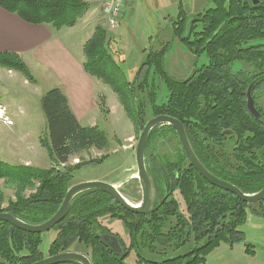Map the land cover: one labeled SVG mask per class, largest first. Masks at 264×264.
I'll list each match as a JSON object with an SVG mask.
<instances>
[{
	"label": "trees",
	"instance_id": "16d2710c",
	"mask_svg": "<svg viewBox=\"0 0 264 264\" xmlns=\"http://www.w3.org/2000/svg\"><path fill=\"white\" fill-rule=\"evenodd\" d=\"M211 2L209 9L191 20L188 35L183 33L188 20L183 7H180L174 26L175 36L196 53V57L202 54L207 57L206 63L195 70L191 79H174L165 69V57L170 49L168 42L159 50L153 47L144 50L143 61L131 80L121 67L122 61H117L111 53L110 38L102 25L96 27L84 46L87 58L84 67L112 87L128 114L142 129L151 117L159 114L179 119L206 168L244 192L253 193L264 187V108L258 105L257 97V91L264 86V0L258 4L253 0ZM0 6L28 22L48 24L56 30L74 26L90 8L89 2L83 0H0ZM243 64L251 70L244 69ZM0 66L20 71L27 80L36 81L26 63L14 53H0ZM157 79L166 85L162 101H158ZM251 84L260 118L247 107V90ZM41 104L45 131L40 142L55 164H67L71 157L80 159L82 153L91 148L109 149L110 139L105 129L98 124L83 125L62 89L48 90ZM160 127L178 138L171 125ZM156 131L158 126L150 133L146 154ZM178 144L181 147L180 141ZM180 149L178 158L173 161L152 156L150 159L155 168L147 159L146 163L156 183L179 192L183 214L176 196L151 214L134 215L122 208L109 193L100 189L87 190L74 197L63 220L53 228L57 235L48 254L74 251L77 243H83L91 249L90 255L83 254L92 264H129L125 257L120 259L101 240L100 232L109 231L101 223L105 216L125 219L132 246L137 247L139 253L137 264H199L222 241L241 240L243 232L239 228L246 223L248 210L264 215V199L245 202L210 184L188 162L182 147ZM78 167L81 164L62 172L55 166L42 169L0 159V179H5L16 189L15 199L6 201L0 187V213L9 212L31 224L48 220L73 185L72 171ZM27 189L35 191L26 196ZM170 219L176 224L171 226L174 223H168ZM166 228L171 231H165ZM192 238L195 244L182 257L162 262H149L146 257L143 260L141 248L152 252L158 248L154 242L159 245L170 242L169 245L177 250ZM42 242L43 233L27 232L2 221L0 264H32L45 258ZM246 250L251 252L249 247Z\"/></svg>",
	"mask_w": 264,
	"mask_h": 264
},
{
	"label": "rangeland",
	"instance_id": "374dc122",
	"mask_svg": "<svg viewBox=\"0 0 264 264\" xmlns=\"http://www.w3.org/2000/svg\"><path fill=\"white\" fill-rule=\"evenodd\" d=\"M83 1L89 2L90 8L87 14L85 13L80 17L79 22L84 20V23L90 26L93 34L98 25H102L106 29L107 36L110 38L109 49L117 61H122L121 67L131 80L143 61L146 54L144 50L151 47L160 49L168 42H170V49L166 54L164 66L174 79H187L193 70L198 69L207 61L205 55L196 57V53L184 42L178 40L174 34V26L177 22L180 7H183L186 11L183 10L187 16V21H189L188 25L192 19L198 18L199 14L212 6V2L209 3L206 0H126V10L121 24L118 28L111 30L102 13V0ZM87 18H89L88 21H86ZM188 33L189 31L186 28L184 34L188 35ZM122 56L125 59L124 61L121 59ZM242 67L251 70L245 64ZM30 71L33 77L35 76L39 80V85L25 83L21 77L22 75L14 69L10 73L6 69L1 70L5 75L0 82V97L3 101L12 102L16 112H18L17 108L19 106L24 109L26 106H30L32 119L29 123L20 126L18 123V131L13 136H9L8 132L0 129V145L5 144L4 142L15 144L18 149H21L20 156L22 157L37 160V157L42 156L40 160L35 162L37 168L45 169L55 166L60 171L66 172L77 164H81V167L72 171L74 176L72 184L92 179L107 181L117 186L123 196L132 203L141 202L143 195L140 182L136 178L138 167L135 154L142 128L117 99L118 96L116 97L117 94L112 87L100 80L101 85L103 84L102 86L107 89L108 94L105 93L106 91H100L97 96L99 107L95 118V123L98 122L100 127L107 132L110 139L109 149L91 148L89 151L83 152L80 159L71 157L67 164H55L50 159L47 149L40 142L45 131V114L41 99L52 88L53 84L50 83L52 80L49 76L47 78L34 73L32 70ZM157 85L159 91L158 101H162L166 95V85L159 79H157ZM112 92H114L113 99L111 98L113 96ZM105 94L110 99H107ZM257 97L258 105L264 108V86L257 91ZM102 99L103 101L105 99L104 103ZM16 112H14L13 117L18 121L25 118L23 114H16ZM82 124L87 125L86 122ZM160 126H158V131L154 133L146 154L147 162L150 164L152 156L163 161H173L178 158V153L181 152L178 138L171 132H164V127ZM7 137L8 140H6ZM25 143L28 145L25 146ZM8 149L5 150L4 147H0V159L10 163H18V160L14 159L15 157L8 154ZM30 164L33 165L34 163ZM0 187L5 193L6 201L9 198L15 199L16 189L14 185H10L5 179H0ZM34 191L33 189H27L24 194L28 196ZM175 196L180 200L181 209L183 210V200L178 191L175 192ZM6 201L4 206L7 205ZM101 223L113 233H119L128 244V231L119 219L105 216L101 218ZM239 229L243 232L241 240L232 243L222 241L199 264H264V215L255 214L249 209L247 221ZM56 235L54 229L43 233L41 250L46 255H48L49 246ZM194 244L195 241L192 238L179 251L171 248L167 250L165 255L184 254ZM247 247L251 249V252L246 250ZM141 249L144 258H160L159 254H154L145 248ZM73 250L87 255H90L91 252L90 247L83 243H77ZM136 261L137 258L135 259L134 252H132L127 262L134 264Z\"/></svg>",
	"mask_w": 264,
	"mask_h": 264
},
{
	"label": "crops",
	"instance_id": "0c3cea01",
	"mask_svg": "<svg viewBox=\"0 0 264 264\" xmlns=\"http://www.w3.org/2000/svg\"><path fill=\"white\" fill-rule=\"evenodd\" d=\"M79 20L80 18L74 26L56 30L48 24L28 22L16 13L0 6V53H14L34 73L47 78L49 76L52 80L50 81L53 84L52 88L58 87L68 96L70 106L81 123L99 125L98 122L95 123L96 111L99 107L97 96L100 91H106L107 94L108 92L102 86L103 84L101 85L100 79L85 70L84 64L87 58L84 46L93 36V31L90 30L88 24L84 23V20L82 22H79ZM121 59L125 60L123 56ZM2 69L8 70L9 73L12 71V69L0 66V82L5 75L1 72ZM16 72L22 75L21 77L25 83L39 85V80L35 76L36 81L31 82L20 71L16 70ZM107 94H105L107 99H110ZM112 94L113 96H110L113 99L114 92ZM0 104L8 108L9 115L14 121V125L11 126L0 121V129L8 132L9 136L17 133L18 123L20 126L31 121L30 106H26L25 109L19 106L17 108L18 112H16L13 103L3 101L1 97ZM14 112L23 114L25 118L18 121L13 117ZM8 139L7 137L6 140ZM4 143L0 147H4L5 150L9 148L7 150L8 154L18 160V163L8 162L10 164L31 165L30 163H34L31 166H35V162L42 158V156L37 157V160H35L30 157H22L20 156L21 149H18L15 144ZM24 145L27 146L28 144L25 143Z\"/></svg>",
	"mask_w": 264,
	"mask_h": 264
},
{
	"label": "water",
	"instance_id": "95a60500",
	"mask_svg": "<svg viewBox=\"0 0 264 264\" xmlns=\"http://www.w3.org/2000/svg\"><path fill=\"white\" fill-rule=\"evenodd\" d=\"M253 2L254 4H258L260 0H253ZM189 25L190 24H188L187 31L189 30ZM194 74L195 70L191 72L186 80L191 79ZM247 107L250 112L257 118L261 117V113L255 105V99L252 94V84L247 90ZM164 124H169L175 129L188 161L210 184L235 194L238 198L245 202L255 203L264 199V187L257 192L246 193L235 184L214 175L210 170L206 168V166L202 163V161L195 153L188 137L185 125L179 119L171 115L159 114L157 116L151 117L146 122L140 133L138 144L136 147L135 155L138 167V176L136 178L139 180L142 189L143 198L141 202L132 203L123 196V194L118 190L117 186L107 181L97 179L85 180L70 186L59 209L48 220L38 224H31L25 222L24 220L14 216L9 212H2L0 213V223L2 221H5L12 224L14 227L32 233L47 232L49 230H52L60 221L63 220L72 200L76 195L91 189H100L109 193L116 202H118L126 210L131 211L135 214L148 215L154 212L164 202L165 198L160 199L154 177L148 170L146 163V145L152 130L157 126ZM226 133L228 134L230 133V131H226ZM157 202L158 205H155ZM100 238L105 243H107L115 252H121V246L116 236L111 234H103L100 236ZM65 262L92 264L88 256L77 251H66L47 256L41 260L33 262L32 264H60Z\"/></svg>",
	"mask_w": 264,
	"mask_h": 264
},
{
	"label": "flooded vegetation",
	"instance_id": "af4514ba",
	"mask_svg": "<svg viewBox=\"0 0 264 264\" xmlns=\"http://www.w3.org/2000/svg\"><path fill=\"white\" fill-rule=\"evenodd\" d=\"M206 1H208L209 3L211 2V0H206ZM211 7V6H210ZM209 7V8H210ZM209 8H207V9H209ZM207 9H205V11L207 10ZM184 10V9H183ZM185 11V10H184ZM204 11V12H205ZM186 12V11H185ZM107 23V22H106ZM187 23H188V21L186 20V23H185V28H184V31H185V29L188 27V25H187ZM190 26H191V23H190V25H189V29H190ZM184 31H183V33H184ZM189 31V30H188ZM186 34H184V36H185ZM179 40V39H178ZM180 41V40H179ZM161 49V48H160ZM159 50V49H158ZM202 55H205V54H202ZM202 55H200L199 57H201ZM206 56V55H205ZM181 147H182V145H181ZM183 149V148H182ZM184 151V150H183ZM184 154H185V152H184ZM186 156V155H185ZM187 158V157H186ZM188 160V159H187ZM189 162V161H188ZM152 164V163H151ZM150 164V165H151ZM152 166H153V168H155L154 167V165L152 164ZM151 173V172H150ZM154 177V176H153ZM154 180H155V178H154ZM155 183H156V181H155ZM159 185V186H158ZM156 186H157V190H158V192H159V197H160V199H163V198H165V200H164V202L165 201H167L168 199H170L171 197H174L175 196V190L174 191H172L173 189L172 188H169L168 187V185H164V187L162 186V185H160V183L158 184V183H156ZM166 191V192H165ZM143 195V194H142ZM142 198H143V196H142ZM163 202V203H164ZM162 203V204H163ZM162 204L160 205V207L162 206ZM181 204V203H180ZM155 205H158V202L155 204ZM181 206V205H180ZM159 207V208H160ZM122 208H124L123 206H122ZM158 208V209H159ZM125 209V208H124ZM126 210V209H125ZM157 210V209H156ZM155 210V211H156ZM128 211V210H127ZM128 212H131V211H128ZM132 214H134V215H139V214H135V213H133V212H131ZM153 213V212H152ZM180 213L181 214H183V210L181 209L180 210ZM151 214V213H150ZM121 222H122V224H123V226H125V228H126V230L128 231L127 233H128V238H129V242H128V244H126V240H125V238L124 237H122L119 233H113L109 228V231L108 232H100V236L101 235H103V234H111V235H114V236H116L117 238H118V240H119V243H120V246H121V252L120 253H117V252H115L111 247V249L119 256V258L121 259V258H123V257H125V262L126 263H128L127 262V259L130 257V255H131V253L132 252H134V256H135V259L137 258V261L138 260H140V258H139V253H138V251H137V247H133L132 246V244H133V242H132V236H131V233H130V230L128 229V227H127V224H126V222H125V219H123V218H121V219H119ZM139 219L137 218V221H138ZM171 220V221H170ZM169 221H167L168 223H174V225L176 224V222H175V220H172V219H170ZM183 223V222H182ZM167 230L169 229V228H166ZM168 231H171V230H168ZM168 239H169V236H168ZM155 244H157L156 246L158 247L157 249H154V251H152V253H154V254H159L160 255V258L159 259H156V258H148V259H146V260H148L149 262H162V261H165L166 259H171V258H176V257H182L183 255H185V253L183 254V253H179V254H171V255H165L166 253H167V250L168 249H171L173 246L172 245H169L170 244V242H168L167 244H165V245H159L160 243H158V242H154ZM107 244V243H106ZM183 244V243H182ZM137 245H140V244H137ZM155 246V247H156ZM181 248H183V245L180 247V248H178L177 250L179 251ZM173 249V248H172ZM165 253V254H164ZM47 256H51V255H46V257ZM143 260L145 261V258H143ZM137 261L134 263V264H137ZM184 261H187L186 259L184 260ZM183 263V262H182ZM130 264V263H129Z\"/></svg>",
	"mask_w": 264,
	"mask_h": 264
},
{
	"label": "built area",
	"instance_id": "2783aa9c",
	"mask_svg": "<svg viewBox=\"0 0 264 264\" xmlns=\"http://www.w3.org/2000/svg\"><path fill=\"white\" fill-rule=\"evenodd\" d=\"M125 10L126 0H102V13L111 30L119 27ZM0 121L9 126L14 125V121L9 115L8 108L3 104H0Z\"/></svg>",
	"mask_w": 264,
	"mask_h": 264
}]
</instances>
